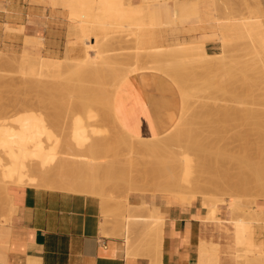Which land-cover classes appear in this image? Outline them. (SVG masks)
<instances>
[{
	"label": "rangeland",
	"instance_id": "rangeland-1",
	"mask_svg": "<svg viewBox=\"0 0 264 264\" xmlns=\"http://www.w3.org/2000/svg\"><path fill=\"white\" fill-rule=\"evenodd\" d=\"M129 1L8 0V20L21 19L22 12L29 6L33 7L39 4L44 7L62 8L68 10L69 18L74 23L73 29H77L75 31H78L80 34L79 28L82 24V29L80 28V30H84L83 34L85 37L91 38V41L92 38H94L96 44L94 47H91L92 49L89 51V49H86L87 46L83 44L84 42L81 36H77L74 31L69 35L67 43L68 52L57 59L42 54L43 45L41 42H38L40 40L36 37L26 36L28 40L26 39L22 45L19 38L17 40L16 38H8V47L0 48V135L6 140V142L2 144H7L6 147L9 148L8 154L12 152L11 155H15L17 159L14 160L15 162L13 161L14 165L11 163L13 166H11V168L15 170L16 173L14 172V174L16 175L0 179V186H6L8 188L10 186H41L48 184L47 182L50 181L49 185L53 187V175L56 173L62 174L64 172L65 174L69 172L70 174H66H68V177L72 175V178L69 177V179L72 180H75L76 176V179H81L78 177L80 176L79 174H82L81 177L82 180H84V174L91 170L92 173L91 171L88 172L89 176L100 175V178H104L105 191L99 196L109 204L111 208L104 214L105 218L121 222L125 233H129V228L131 227L144 224L138 222L137 225H128L130 223L127 220L126 212L127 198L130 194L135 192H131L132 190L130 191L129 189L131 188L129 187H124V181H122L120 172L119 174L117 173V171L122 170L124 174H126L131 170L130 161L139 163L144 156L143 153H145L144 150L141 149L142 147L140 146V148L138 146L140 144L137 141L140 139L123 131L114 115L115 97L118 94L124 93L126 88L133 87L135 83H137L135 80H132V77L142 72L151 71L166 77L175 85L181 100V113L178 117L186 118L185 125L181 129L184 133L183 136H190L191 141L196 137V132L204 128V125H200L202 119L199 120V122L195 121L201 114L204 115V113H207L206 116L208 115L210 117L209 114L212 115L213 113L215 116V114L226 110L224 109L226 106V108H228V105H233L235 98H237L235 101L236 104L233 105V107H237L236 105H238L237 109L239 110L242 108L241 111L243 112L247 111L248 107H251L253 110V107L263 100L261 98H264V83L262 82L264 81V78H262L264 75H258L259 77L254 79L256 74L253 71L256 68L259 70L258 67L262 65L263 69L260 71L263 72L264 70V14H260L256 10L249 8L247 0H214L216 7H213L211 10V15L213 16L212 23L200 21L193 16H189V12H191L197 4L199 5L198 0H141L140 4L130 7L134 9L133 14H127L124 9L128 8ZM21 29L22 27L18 28L8 25V33L19 32L16 34L20 35L23 33ZM205 34H215L214 37L209 40V43H215L216 49L209 51V53L206 52L205 49L192 51L190 47L195 46L194 43L199 42L198 39L200 37L203 36L204 39ZM92 42L94 43V41ZM87 54H89L88 63L90 68L84 71V69L81 68L83 65L82 59H84ZM8 59L12 61V64ZM168 66L171 67L169 68ZM208 67H210V72L206 70ZM167 68L168 71L166 70ZM169 69H171L170 73H172V76H170L171 74L169 75ZM28 70L30 71L28 72ZM204 70L208 73H205ZM250 71L252 74L246 73ZM193 72L198 73L195 74ZM174 73L177 74L175 75ZM251 76L252 78H250ZM247 77L249 78L247 79ZM241 78L244 81L245 79L248 81H245L246 86L244 87L242 85L244 83H240ZM142 80H145L144 84L149 85L151 83V78ZM57 81H59V83ZM255 81H260L262 83L258 82L262 85V87L259 86V90L256 89L258 87H256L257 82L254 84ZM8 82H13L21 86L23 95H15L16 93L12 92L13 90H8ZM24 82L27 83L25 84ZM37 82H39L40 85L32 84V86H27L28 83L37 84ZM48 82L55 84V86L53 85V89H56L55 92L56 94L58 92L57 95L52 93L53 95L51 97L48 96L49 94H45L43 93L44 91H41L45 89L42 87H46ZM60 82L62 84H60ZM67 83H71V87L74 86L73 96H71L73 93L68 96H65L64 92L62 94V91L66 92L68 88H66ZM77 83H80V87ZM181 83L184 87L181 86ZM238 83L242 87L241 89H237L239 87ZM248 83H250V89H252L253 84L254 86L256 85L252 90L256 89L257 91H247V89H249ZM62 86H65L66 89H64V87L62 88ZM224 88L225 92H223ZM243 88L244 90L246 89L245 92H249L253 97L255 96V99L259 98L260 101L258 102V100H255L256 102H254L253 100V104H251L250 102H252L251 99L253 98L249 96V98H251L249 99L251 106H249L247 95L250 94L248 93L246 95L247 97H244V95L241 96L242 93L245 94ZM231 89H235V93ZM46 90L48 91V89ZM77 90H79L78 93ZM80 90L83 92H80ZM74 91H76V93ZM95 91L98 92V94ZM11 92L13 94H11ZM236 92H239L237 95L241 93V95L238 96L240 98L237 97ZM261 92L262 94H260ZM40 93L46 96H41ZM224 93H227V96L224 95ZM99 94L100 96H98ZM229 94H235L234 97H236L234 98L231 95V98ZM259 96L262 97L260 98ZM232 99L233 103H230ZM238 101L239 103H237ZM258 107H260V105ZM202 108L204 111H202ZM207 109H209V111ZM234 110L236 109L234 108ZM252 110L250 111L248 109V112H253ZM257 110L253 113H259V110ZM260 110L262 111L263 109ZM200 111L201 114L199 115ZM261 111L259 114L264 115ZM196 115L199 116L196 117ZM191 116H194V121H192ZM203 117L201 115L200 118ZM189 118L191 119L189 120ZM88 119L90 120L89 122H87ZM194 122L195 124H193ZM181 124L183 125V122ZM182 125L180 127H182ZM188 127L191 128V131L189 130L190 132H188ZM192 127L199 129L195 131ZM173 128L174 127H172V129ZM192 130L195 131L194 133H196V135H192ZM170 131L163 136H161L162 134L153 135L149 139L144 138L143 140L154 142L173 133V131ZM230 133L229 135L231 136L232 134ZM201 134H203V132H200L195 140L197 138L199 139V137L200 139L203 138ZM197 140L195 142L199 143ZM134 141L138 145L135 144ZM3 145L1 146L6 149ZM119 147L121 150L118 149ZM138 148L141 149V151L138 150ZM25 150L27 152L24 153ZM132 150L134 151L133 153L131 152ZM129 153L131 156H129ZM133 154H135L136 157H133ZM11 155L10 157L13 158ZM130 157L133 158L130 159ZM12 158L11 160H13ZM83 164L84 167H82ZM123 164L126 167L128 166V169L125 170L126 167ZM87 165H89V167H85ZM119 166L123 168L120 169ZM80 167L84 172H79L77 175V170L79 169L81 171ZM70 168L73 170L69 171ZM60 171H62V173H60ZM17 174L20 175L17 177ZM118 175L120 176L119 179L116 177ZM123 180H125V177ZM11 181L14 182L12 183ZM8 188V198L6 197L4 189H0V226L11 223L12 217L16 211V207L9 195ZM226 190L227 189H224L223 192H204L205 199L203 200V204L208 219L213 218L215 222L221 223L222 221L217 218L214 219V216L219 215L220 208H224L225 211L228 212V201L234 202L240 199L242 203L248 205L243 207L244 211L241 210L242 212H239V215L245 213L244 217L243 214L239 216V218L243 217L244 219L247 218L246 214L249 215L248 213H252L253 209H257V205L264 204V196L259 195L256 197L254 194L256 191L249 190L247 193L238 194L233 191L230 193V190ZM144 196L154 195L145 194ZM158 196L162 195L158 194ZM217 199L219 201L224 200L225 202H220L222 205H218ZM182 200L183 203H188V198L186 196H183ZM196 200L199 203L201 202L200 197H197ZM250 205L252 206L250 207ZM247 208L251 211L249 212ZM216 212L218 215H215ZM259 219L264 221V214ZM213 220L208 221L214 222ZM260 220L253 223L255 225H262L263 223ZM143 228H146L144 230L147 241H141V250L143 249V251L148 252V254L151 253L152 255L154 253L156 256H159L157 254L158 246L156 247V241H149L151 240L150 226L148 227L146 224ZM245 232H247V228ZM213 242L218 243L219 248L229 251L221 253L222 264H234L233 260L236 258L235 256L243 260L246 258V254L249 253L250 244L245 241V236L238 238L236 244L234 241ZM144 248H146V250H144ZM261 248L263 249V254L256 256L257 262H249V264H264V246ZM154 254L151 257L155 256ZM155 263H157V261Z\"/></svg>",
	"mask_w": 264,
	"mask_h": 264
},
{
	"label": "crops",
	"instance_id": "crops-1",
	"mask_svg": "<svg viewBox=\"0 0 264 264\" xmlns=\"http://www.w3.org/2000/svg\"><path fill=\"white\" fill-rule=\"evenodd\" d=\"M247 1L249 8L264 14V0ZM131 2L138 5L141 0ZM198 2L201 19L212 23L215 1ZM8 25L24 26V34L8 33ZM73 26L68 10L39 4L26 7L21 19L8 20V0H0V48L8 47V38H19L22 45L26 36L36 37L43 45L42 54L57 59L68 52L69 35L77 30ZM207 43L206 52L216 49L215 43ZM145 78H151L149 85L144 84ZM132 80L137 83L114 100L119 126L128 134L147 139L167 134L181 113L177 88L151 71ZM49 182L8 188L16 211L11 223L0 226V264H222L221 253L229 251L213 241H238L231 209L226 212L220 208L214 219L222 222H210L213 219L207 218L197 200L178 204L158 195L133 193L128 197L130 205L160 207L159 216L164 220L161 248L159 256L153 258L140 248V241H147L143 227L137 225L125 233L121 222L105 218L111 208L101 197L61 191ZM248 225L245 241H264V225Z\"/></svg>",
	"mask_w": 264,
	"mask_h": 264
},
{
	"label": "bare ground",
	"instance_id": "bare-ground-1",
	"mask_svg": "<svg viewBox=\"0 0 264 264\" xmlns=\"http://www.w3.org/2000/svg\"><path fill=\"white\" fill-rule=\"evenodd\" d=\"M129 2L130 3L127 6L128 8H125L124 10H125V12L127 14H133L134 9L130 8V7L133 6V4H132L131 0ZM189 6H190V4H189ZM135 11H136V9H135ZM189 16H193L195 19H198L200 21H203L201 19L200 6L198 4L196 5V7L194 9L191 10V12H189ZM21 27H22V29H21V32H22L24 26H21ZM18 28H19V26H18ZM80 28L82 29V24L80 25ZM80 28H79V31H80V34L82 32L81 38H82V40L84 42L83 44H85L87 46V48L85 47L86 49H89V51H91L90 49H92L91 47H94L95 46L96 41H95L94 38H92V41H94V43H93L91 41V38L85 37V35L83 34L84 33L83 32L84 30L82 31V30H80ZM23 32H24V30H23ZM16 33H19V32H16ZM214 35L215 34H213V35L205 34L204 39L202 41L195 42L194 43L195 46L190 47V49L192 51H198L197 49H199V50L204 49L205 44L207 42H209V40L212 39L214 37ZM26 39L28 40V38L25 37V40L23 39V41H26ZM88 57H89V54H87L84 57V59H82L83 65L81 66V68H83L84 71L85 70H88L90 68L89 67V63H88V61H89L88 60ZM7 61H5V62H7ZM9 61L12 64V61L11 60H9ZM156 66H158V65H156ZM262 66L261 67L260 66L258 67L259 70L257 68L255 70H253L254 73L256 74L254 76V79L255 78L257 79L259 77L258 75H260V76H262V74L264 75V73H263L264 70H263V72L260 71L261 69H263ZM17 67H19V66H17ZM161 67H164V66H161ZM168 67L170 68L171 66H168ZM43 68H44V66H43ZM209 68L210 67H208V69H206V70L210 72ZM93 69H96V68H93ZM161 69H163V68H161ZM12 70H14V69H12ZM30 70H28V72ZM40 70H41V68H40ZM166 70L168 71V68ZM90 71H91V69H90ZM170 71H171V69H169V75L171 74L170 76H172V73H170ZM251 71L249 73L248 72H246V73L247 74H252ZM204 72H205V70H204ZM260 72H262V73H260ZM90 73H92V72H90ZM193 73H195V72H193ZM196 73H198V72H196ZM205 73H208V72H205ZM174 74L176 75L177 73H174ZM59 75H60V73H59ZM80 75H83V74H80ZM80 75H78V76H80ZM38 76H40V75H38ZM179 77H181V76H179ZM194 78H195V76H194ZM248 78L249 77H247V79ZM250 78H252V76ZM262 78H264V76ZM2 79H3V77H2ZM2 79H1V82H2ZM243 79H245V78H243ZM95 80H96V78H95ZM103 81H104V79H103ZM198 81H200V80H198ZM242 81H244V80H242V78H241L240 83L241 84L242 83L245 84V85L242 84L243 87L246 86V82H248V81H246V79H245L246 82L245 81L242 82ZM57 82L59 83V81H57ZM238 82H239V79H238ZM256 82H257V84H256L257 86L256 85L255 86L258 87L256 89L259 90V88H260L259 86L262 87V85H260L258 83L260 81H255L254 84ZM262 82L264 83V81H262ZM48 83H47L46 87L45 86L42 87V88H45V89H42L41 91H44L43 93H45V94L47 93V94H49L48 96H51L52 97V95H53L52 93H55L56 94V92H55L56 89L55 88L53 89V85L55 86V84H53L52 82H50L52 84H50V83L48 84ZM177 83H179V82H177ZM20 84H22V83H20ZM32 84L40 85L39 82H37V84L36 83H30L29 84L28 83L27 86H32ZM60 84H62V83L60 82ZM70 84L67 83V85H66V88L68 87L67 89L65 88V86H62V88L64 87V89H66V92L61 90L62 91V94L64 92L65 96L66 95L68 96V95H70V94L73 93L74 86H72L73 87V89H72V87L70 86ZM77 84L79 85L80 83H77ZM249 84L250 83H248V86H249V89H250L251 86ZM254 84H253L252 89H254V87H255ZM43 85H45V84H43ZM181 86H183L182 83H181ZM228 86H231V85H228ZM238 86L239 87L237 89H241L242 88L240 86V84ZM7 87H8V90H13L12 92L16 93L15 95H20V94L23 95V93H22L23 90H21V86H18L17 84H15L13 82L12 83L11 82L10 83L8 82V86ZM79 87H80V85H79ZM263 88H264V85H263ZM46 89H48V91ZM221 89H222V87H221ZM235 89H233V90L231 89V90L235 93V91H234ZM237 89H236V91H237ZM249 89H247V91L251 92L252 89H250V90ZM256 89L255 90H252V91H257ZM217 90H216V92H217ZM243 90H244V88H243ZM245 90H244V92H245ZM260 90L263 91L262 89H260ZM38 91H40V90H38ZM78 91L79 90H77V93H78ZM81 91L82 90H80V92ZM181 91H185V90H181ZM219 91H222V90H219ZM12 92H11V94H13ZM74 92L76 93V91H74ZM223 92H225V88H224ZM239 92L238 93L236 92V95L239 94ZM249 92H245V94L242 93V95L240 93V95L241 96L244 95V97H247L248 96L247 97L248 100L251 99V98H253V99H251L252 102H250V100L248 101V103L250 102L251 104H253V100H254V102H256L257 100H258V102L260 101L258 97H257L258 99H255L254 98L255 96L253 97ZM41 93H40V95H41ZM96 93L98 94V92H96ZM187 93H188V91H187ZM227 93H228V91H227ZM248 93L250 95H247ZM45 94H43L41 96H44ZM57 94H58V92H57ZM93 94H94V91H93ZM226 94L224 93V95H226ZM255 94H257V93H255ZM260 94H262V92ZM56 95H54V96H56ZM73 95H74V93L71 96H73ZM77 95H80V94H77ZM231 95L229 97H231ZM234 95H232V96L234 97ZM240 95H237V97L240 96ZM98 96H100V94ZM249 96H252V97L249 98ZM262 96H259V97L261 98ZM238 98H240V97H238ZM104 99H102V100H104ZM236 99L237 98H235V101H236ZM261 99H263L262 101H264V98H261ZM105 100H107V99H105ZM210 100H209V102H210ZM217 100H218V98H217ZM83 101H84V99H83ZM235 101H234V104L233 105L236 104ZM262 101L259 102L261 104L257 103L258 105L256 104V106L253 107V110L251 109V107H248L247 108V111H245V112L241 111L242 108L238 110L237 109L238 105H236L237 107H233V105H231L232 108H231L230 105H228V108H226L227 106L225 108L223 106V108L226 109V110H223L221 113H218V114H215L216 113L215 112L214 113L215 116L213 115V113L211 115L208 112V114L210 115V117L208 115L206 116L207 113L206 114L204 113V115L201 114V111H200L199 112V115L201 114L202 117L203 116L204 117L203 118H200L201 117V115H200V117L199 118H196L195 121L199 122V120L202 119L201 120L202 122H200L201 123L200 125H202V126L204 125V128L203 129L196 128L197 129L196 130L195 127H192V129L195 130V131H198V129L200 130L199 132H196L197 135H196V133H194L195 131L192 130V135L195 134L196 137H198L199 136L198 134L200 132L201 133L203 132V134H204V135L201 134L203 138L200 139V137H199L200 140L198 138H197L198 140L196 139L197 142L199 141V143H196L195 142L196 141L195 140L196 137L194 138L195 141L193 139H192L193 141H191V137L190 136L187 135L190 138H188L187 136L186 137L183 136L184 133H183V130L181 128H183V126L185 125V120H186L185 117H183L185 119H183L181 117H178V119L176 120L175 124L173 125L174 128L170 131V132L173 131V133L170 134V135H168L167 137H165L163 139H159V140H156V141L152 142V141H148V140H143L144 139L143 137H136V138H139L140 139L139 141H137L140 145H138L137 143H135V141H134V143L137 144L139 147L141 146L142 148L141 147L140 148L143 149L145 153H143L144 156L142 157V160H140L139 163L138 162L135 163L134 161H130L131 164L130 163L129 164H130L131 170L128 171L126 174H124V171H122V170H121L122 173H121L120 170L117 171L118 174L120 172V176L122 177V181H124L123 182L124 183V187L131 188L129 190L130 191L132 190L131 192H135L136 194L137 193L138 194H142V195L152 194L154 196L159 194V195H162V197H164L165 199H167L168 202H172V203L177 202L179 204L183 202V200H182V197L183 196H186L188 198V203H193L194 201H196V198L197 197H200V200H201L200 206L203 207V208H204L203 200L205 199V194H204L205 191H208V192H218V191L219 192H223L224 189H227L226 191H229L230 190V193H231V191H233V192H236L238 194H243V193H247V191L250 190V191H256L254 193L256 195V197L259 196V195L264 196V115L259 114L260 111H261L260 109H263L262 110L263 112L261 111V113H264V107H263L264 106V102H262ZM230 103H233V99H232V102H230ZM237 103H239V101ZM251 104L249 106H251ZM259 105H260L261 108L258 107ZM200 106H202V105H200ZM229 106H230V108H229ZM252 106H254V105H252ZM194 107H196V106H194ZM234 108L236 110H234ZM254 108L256 110L258 109L259 110V113H253V112L256 111ZM243 109H244V107H243ZM248 109L250 111L252 110L253 112H248ZM207 110L209 111V109H207ZM202 111H204V109ZM199 115H196V117L199 116ZM193 117H192V121H194V119H195V118L193 119ZM84 119H86V118H84ZM89 119H88L87 122L90 121ZM190 119L191 118H189V120ZM182 122H183V125L181 124ZM191 122H190V124H191ZM193 124H195V122ZM193 124H192V126H193ZM181 125H182V127H180ZM197 125H198V123H197ZM189 126H191V125H189ZM199 126H197V127H199ZM188 128H189L188 129V132H190L191 131L190 130L191 128L190 127H188ZM230 132H232V133H230ZM229 133L232 134V135L230 136ZM200 141H202V142H200ZM3 142H6V140H4L3 139V136L0 135V179H3V178L8 177V176L9 177H12V176L16 175V174H14L15 170L13 168H11V166L14 165V162H15L14 160H17L16 159V156L15 155H11L12 152H10L11 154H8L9 148L6 147L7 146L6 143H4L6 145H3L2 144ZM14 143H16V142H14ZM1 145H3L6 149H4ZM137 145H135V146H137ZM114 148H115V146H114ZM118 149L121 150L120 147ZM118 149H116V150L119 151ZM141 149L138 148V150H140V151H141ZM25 152H27V151L25 150L24 153ZM129 152H130V148H129ZM131 152L133 153L134 151L132 150ZM121 154H122V152H121ZM10 155L13 156V158L10 157ZM25 155H23V156H25ZM129 156H131V154ZM134 156L136 157L135 154H133V157ZM133 157H130V159L133 158ZM11 158L13 160H11ZM134 160H135V158H134ZM11 163H12V165H11ZM100 166H102V165H100ZM82 167H84V164H83ZM85 167H89V165H87ZM119 167H117V168H119ZM121 168H123V167H120V169ZM73 169L70 168L69 171H71ZM80 169H81V167H80ZM107 169H108V167H107ZM126 169H128V166L125 168V170ZM97 170H98V168H97ZM64 171H68V170H64ZM89 171H91V170H89ZM89 171H87L85 173L86 176L84 174V177H85L84 180H82V177H81L82 174H79L80 176L78 177V178H81V179H76L77 178V176H76L75 177V180H72V179H69L70 176L68 177V174H66V173H69V172H66L64 174V172L62 173V171H60V173H62L63 175H67V176H63L62 174L56 173L58 175H56V174L53 175V185L55 187H58L57 189L60 188L59 190H61V188H62V190L65 189V190H68V191L73 192V194H75L74 192H76V194L77 193L78 194L85 193L86 195L89 194L91 196H95L96 195V196L100 197L102 195V193H104V191H105V189H104L105 188L104 187V185H105L104 183L105 182L103 180L104 178L103 179L100 178L99 177L100 175L99 176H89V174H88ZM79 172L82 173L84 171L82 169H81V171L78 169L77 170V175H78ZM91 173H92V171H91ZM20 174H17V177ZM120 176L118 175L116 177H118V179H119ZM72 177L73 176L71 175L70 178H72ZM124 177H125V180H123ZM123 183H122V185H123ZM7 188L8 187H6V186H4V187H1L0 186V189H4L5 194H6V197L8 198ZM250 197H253V196H250ZM217 202H218V205H222V204H220V202H223L224 203L225 201L224 200H220L219 201L217 199ZM227 203H228V208L231 209L234 212L233 215H234L235 219L232 222H234V225H235L234 228L236 229V232H237L236 233V235H237L236 238H241L242 236H246L245 229L247 228V225L249 223H251V222H254V223L257 222V220H260L259 218H261V216L264 214V204H259V205H257L258 209H253V212L252 213H248L249 215L246 214V217L247 218H245V219L243 218L245 213L244 214L242 213L243 214V217L239 218V216L242 215V214L239 215L240 214L239 212L241 210H243V207H246L247 204L245 205L244 203H242V201L240 199H237L234 202L228 201ZM251 206L252 205H250V207ZM125 208H126V205H125ZM249 208H247V209H249ZM159 211H160V207H158V206H151L150 204H143L142 203L139 206H132V205L129 204V201H128V198H127V211L126 212H127V220L130 223L128 225H131V224H133V225L136 224L137 225V223L140 222L142 224L144 223L143 225H141L143 227L146 224L148 225V227L150 226V228H149V229H151L150 230V239L151 240L152 239L156 240V243H157L156 247L158 246V250H157L158 253H157V251H156V253L158 255L160 253V248H161V241L160 240H161L162 228H163V225H164V220L159 216ZM250 211L251 210L249 209V212ZM3 214H5V213H3ZM211 219H213V218H211ZM131 222H133V223H131ZM247 222H249V223L247 224ZM261 222L263 223L262 225H264V221H261ZM248 226L250 227V225H248ZM129 227H127V228H129ZM144 229H146V228H144ZM247 235H249V233ZM246 242L248 244H250L249 253L246 254V258L243 259V260L239 259L238 256H235L236 258L233 260L234 261V264H244V263L249 264V262L250 263L257 262V257L256 256L263 254L262 253L263 249L261 247L264 246V241L256 242L255 239H254V241H249V242L246 241ZM129 244H130V242H129ZM144 250H146V248H144ZM145 252L146 251H143V249H142V253H145ZM152 255H151V253L148 254V256H150V257ZM153 258H154V256H153Z\"/></svg>",
	"mask_w": 264,
	"mask_h": 264
}]
</instances>
